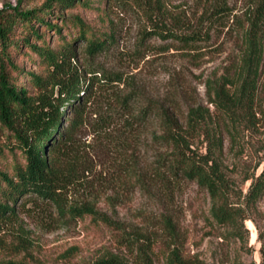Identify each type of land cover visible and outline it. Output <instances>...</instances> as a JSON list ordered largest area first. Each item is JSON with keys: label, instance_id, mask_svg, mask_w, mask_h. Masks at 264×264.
I'll list each match as a JSON object with an SVG mask.
<instances>
[{"label": "rangeland", "instance_id": "374dc122", "mask_svg": "<svg viewBox=\"0 0 264 264\" xmlns=\"http://www.w3.org/2000/svg\"><path fill=\"white\" fill-rule=\"evenodd\" d=\"M18 1L0 0V10ZM242 1L232 4L239 8ZM43 2L23 0L21 7L36 9ZM165 2L169 14L189 17L197 9L195 0ZM90 5L64 15L80 16L99 31L114 33L116 41L93 59L84 42L75 43L78 71L87 77L96 72L76 138L75 183L61 212L42 202L18 207L17 218L0 235V264H92L105 256L130 264H264V192L253 202L248 199L252 181L264 169V54L254 99L248 101L239 90L247 75L239 29L220 30L200 51L188 53L150 38V20L133 5L103 0H90ZM22 33L19 28L17 37ZM62 33L67 40L77 37L69 23ZM49 34L50 45L60 43ZM35 61L28 49L16 56L25 71L42 72ZM223 84L227 112L212 104L214 90ZM152 101L173 107L182 122L190 108L209 111L230 184L229 206L243 210L236 221L217 224L212 200L195 182L174 184L151 176L156 154L150 145V117L141 126L123 124L146 107L150 110ZM7 135L0 126V168L12 173L23 159ZM122 137L125 146L118 152L113 145ZM131 159L135 166L124 172ZM73 208H81V216Z\"/></svg>", "mask_w": 264, "mask_h": 264}, {"label": "trees", "instance_id": "16d2710c", "mask_svg": "<svg viewBox=\"0 0 264 264\" xmlns=\"http://www.w3.org/2000/svg\"><path fill=\"white\" fill-rule=\"evenodd\" d=\"M165 1L103 0V4L137 7L150 20V38L171 42L188 53L200 51L220 30L239 29L247 64V75L239 82V90L252 101L264 54V0H243L239 8H235L233 0H195L197 9L189 17L184 13L169 14ZM22 2L0 10V126L23 159V164H15L12 173L0 168V235L17 218L18 207L26 202L47 203L63 211L79 162L76 138L84 125L96 80V72H87V77L78 71L75 43L84 42L86 54L93 59L116 41L114 33L99 31L82 17L64 15L78 5L90 8V0H44L40 8L29 10L21 7ZM67 23L77 31L76 39L63 37ZM19 28L24 31L20 38ZM49 32L60 39L56 46L49 44ZM24 49L36 58L42 72L25 71L18 65L16 56ZM226 86L218 85L214 90L212 104L227 112ZM148 117L150 145L156 154L151 176L174 184L195 182L212 200L211 215L219 225L240 218L243 210L232 209L228 203L230 184L217 154L221 142L209 111L190 108L182 122L173 107L152 101L150 110L146 107L131 115L125 120L131 122L123 126L129 129L134 123L144 125ZM124 143L123 137L119 138L114 149L121 152ZM127 164L132 166H124V172L135 166V160ZM252 182L248 194L251 202L264 192V169ZM72 210L81 216V208ZM1 243L0 239V247ZM92 264L130 263L118 256H105Z\"/></svg>", "mask_w": 264, "mask_h": 264}]
</instances>
